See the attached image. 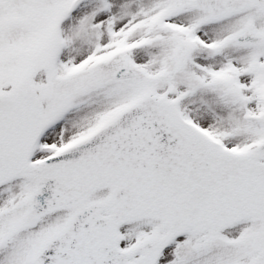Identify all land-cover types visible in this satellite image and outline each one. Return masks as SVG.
<instances>
[{
  "label": "snow or ice",
  "instance_id": "obj_1",
  "mask_svg": "<svg viewBox=\"0 0 264 264\" xmlns=\"http://www.w3.org/2000/svg\"><path fill=\"white\" fill-rule=\"evenodd\" d=\"M0 264H264V0H0Z\"/></svg>",
  "mask_w": 264,
  "mask_h": 264
}]
</instances>
